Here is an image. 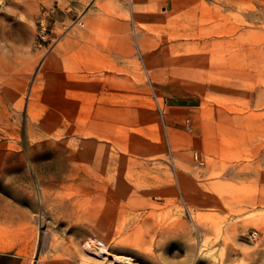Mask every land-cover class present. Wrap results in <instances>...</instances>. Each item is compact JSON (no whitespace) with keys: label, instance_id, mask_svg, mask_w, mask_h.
Returning <instances> with one entry per match:
<instances>
[{"label":"rangeland","instance_id":"obj_1","mask_svg":"<svg viewBox=\"0 0 264 264\" xmlns=\"http://www.w3.org/2000/svg\"><path fill=\"white\" fill-rule=\"evenodd\" d=\"M53 6L55 36L115 24L125 51L64 117L37 83ZM0 172L28 264H264V0H0Z\"/></svg>","mask_w":264,"mask_h":264},{"label":"crops","instance_id":"obj_2","mask_svg":"<svg viewBox=\"0 0 264 264\" xmlns=\"http://www.w3.org/2000/svg\"><path fill=\"white\" fill-rule=\"evenodd\" d=\"M86 16L89 13L84 17ZM85 25L86 22L82 27L73 26L71 32L61 33L60 42L41 61L38 70L37 83L47 87L45 97H51L47 101L58 104L54 106L58 117L65 116L61 115L62 103L75 102L79 107L88 102L97 104L101 97L103 74L109 69L119 70L125 67V51L120 45L122 36L117 33L116 25H101V29L106 30L103 33ZM130 52L131 48H128V53ZM41 74L46 78L39 79ZM23 80L24 82L13 85L11 90L17 96L28 85L27 77ZM35 224L36 212L0 187V255L18 258V264H28L27 256L36 236Z\"/></svg>","mask_w":264,"mask_h":264},{"label":"built area","instance_id":"obj_3","mask_svg":"<svg viewBox=\"0 0 264 264\" xmlns=\"http://www.w3.org/2000/svg\"><path fill=\"white\" fill-rule=\"evenodd\" d=\"M127 3H132V0H122ZM57 9L58 7L53 6L51 8L45 9L41 17L39 19V28H38V40L39 45L42 46V44L59 39L62 34L69 31L73 26L80 25L84 26V22L76 18L71 23H63V32L60 36H55V28H56V22H57Z\"/></svg>","mask_w":264,"mask_h":264},{"label":"bare ground","instance_id":"obj_4","mask_svg":"<svg viewBox=\"0 0 264 264\" xmlns=\"http://www.w3.org/2000/svg\"><path fill=\"white\" fill-rule=\"evenodd\" d=\"M126 259H127V258H126ZM126 259H125V260H126ZM126 263H127V264H133V263H132V262H130V261H129V262H126Z\"/></svg>","mask_w":264,"mask_h":264}]
</instances>
